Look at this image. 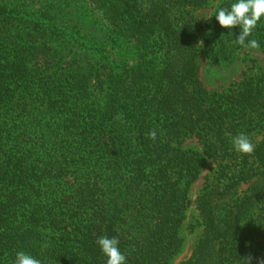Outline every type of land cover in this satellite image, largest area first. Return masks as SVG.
I'll return each instance as SVG.
<instances>
[{
    "label": "trees",
    "instance_id": "trees-1",
    "mask_svg": "<svg viewBox=\"0 0 264 264\" xmlns=\"http://www.w3.org/2000/svg\"><path fill=\"white\" fill-rule=\"evenodd\" d=\"M209 1L0 0V264L19 251L106 264L100 236L126 264H169L207 158L216 183L196 197L202 233L184 264L264 259V138L251 155L231 142L264 130V71L203 86L200 57L243 48L215 17L237 0L201 34L193 11ZM252 39L264 49V18ZM192 137L201 151L183 146Z\"/></svg>",
    "mask_w": 264,
    "mask_h": 264
},
{
    "label": "rangeland",
    "instance_id": "rangeland-1",
    "mask_svg": "<svg viewBox=\"0 0 264 264\" xmlns=\"http://www.w3.org/2000/svg\"><path fill=\"white\" fill-rule=\"evenodd\" d=\"M221 1L222 0H210L205 7L193 11L203 36L207 31V25L211 21V15L214 9ZM88 7L93 8V5H88ZM89 12H94V14L101 18V15L95 12L94 9ZM199 63V79L203 86L210 91H220L233 83L239 82L243 77L244 71L247 73L257 72L261 69L264 71V49L260 47L258 49L241 48L236 50L233 58L228 61H215L202 56L199 59ZM250 136L254 144L264 138V130H256L252 132ZM183 146L198 151H201L202 147L201 143L194 137L186 139L183 142ZM214 172H216V165L212 159L207 158L206 164L200 175L189 187V204L185 211V218L181 223L179 232L181 237L180 251L172 258L169 264H184L190 257L193 248L201 236V218L196 204V197L206 185L216 183ZM247 186V183H242L238 187V190L242 191L246 189Z\"/></svg>",
    "mask_w": 264,
    "mask_h": 264
},
{
    "label": "clouds",
    "instance_id": "clouds-1",
    "mask_svg": "<svg viewBox=\"0 0 264 264\" xmlns=\"http://www.w3.org/2000/svg\"><path fill=\"white\" fill-rule=\"evenodd\" d=\"M216 20L222 28L232 29L240 27V32L235 38V42L243 48L258 49L259 42L255 39L248 40L259 21L264 18V0H237L232 3L230 8H219L215 15ZM202 45V43L200 44ZM115 119L123 120V114L118 113ZM152 140L156 139V131L153 129L148 133ZM233 148L238 153L251 155L255 150V145L248 135L240 133L231 138ZM96 243L102 253L107 257L106 264H126V256L120 251L119 239L116 237L109 238L100 236ZM243 264H252L257 259V264H264V259H258L252 255L242 258ZM13 264H41L39 259L19 251L16 253Z\"/></svg>",
    "mask_w": 264,
    "mask_h": 264
}]
</instances>
